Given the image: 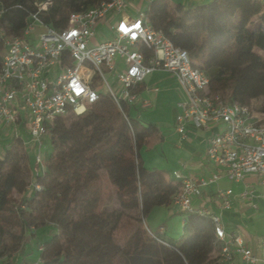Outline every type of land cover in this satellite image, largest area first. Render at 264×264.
<instances>
[{
    "label": "trees",
    "instance_id": "obj_1",
    "mask_svg": "<svg viewBox=\"0 0 264 264\" xmlns=\"http://www.w3.org/2000/svg\"><path fill=\"white\" fill-rule=\"evenodd\" d=\"M108 0H53L39 13L54 29L66 27L71 13ZM35 0H0V66L3 37L20 36ZM147 23L175 47L185 50L195 68L210 79L212 93L264 112V6L259 0H212L201 6L173 5L149 0ZM149 53V52H147ZM262 101L256 109L250 104ZM122 112L107 95L86 107L81 115L57 118L49 130V155L43 174L35 177L41 190L22 195L29 159L18 138L0 156V264H12V255L31 250L35 231L48 226L55 233L42 244L39 264H219L211 255L215 241L210 216L182 212V237L165 241L151 236L144 218L156 207H169L180 184L161 171L144 167L140 151L147 138L158 133ZM70 122H75L72 125ZM115 198L117 208H109ZM139 210L136 227L122 244L115 232L128 210ZM8 238V239H7Z\"/></svg>",
    "mask_w": 264,
    "mask_h": 264
},
{
    "label": "built area",
    "instance_id": "obj_2",
    "mask_svg": "<svg viewBox=\"0 0 264 264\" xmlns=\"http://www.w3.org/2000/svg\"><path fill=\"white\" fill-rule=\"evenodd\" d=\"M259 2L264 6V0ZM48 8L36 6L20 36L3 37L0 66V130H10V137L19 138L25 147L28 139L35 142V175L44 172L41 139L49 136L57 118L81 115L88 105L96 103L102 95L96 90L99 84L130 125L122 105H135L138 88L148 75L168 72L183 93L175 118L180 136L185 137L187 123L195 129L221 127L205 140L204 160L214 172L197 177L174 171L172 177L180 184V192L172 205L181 212L210 216L215 241L220 245L219 264H232L236 256L253 264L256 258L243 238L227 232L219 215L193 207L192 200L221 178L237 183L254 175L264 187V112L232 102L227 93L210 92L209 77L192 65L185 50L155 31L143 12L126 14L127 0H108L71 13L63 29L43 23L39 13ZM150 106L147 99L140 102L141 109ZM29 187L31 192L41 190L36 182ZM230 195L231 190L217 193L224 208L229 207ZM252 195L248 189L241 193L242 198ZM260 197L264 202V190ZM28 264H39V259Z\"/></svg>",
    "mask_w": 264,
    "mask_h": 264
},
{
    "label": "crops",
    "instance_id": "obj_3",
    "mask_svg": "<svg viewBox=\"0 0 264 264\" xmlns=\"http://www.w3.org/2000/svg\"><path fill=\"white\" fill-rule=\"evenodd\" d=\"M142 1L127 0V4L131 2L137 6ZM167 1L173 5L182 4L187 7H195L206 5L212 0ZM141 12L144 13L140 8L135 10L129 8L127 5V15L137 16ZM138 94L139 100L130 108L131 117L137 119L145 126L154 125L158 130L157 134L146 139L145 145L140 151L144 167L154 169L152 167L154 163L163 164V168L160 167L158 169L168 180H173L172 173L174 171H180L184 175H194L197 177H207L213 173L214 167L204 160L205 140L217 129H221V127L209 126L204 129H195L192 124L187 123L185 137L182 138L180 136L176 131L175 118L179 112L177 104L182 100L183 93L176 78L168 72L155 71L144 79V82L138 88ZM146 99L151 102V106L147 109H141L140 102ZM43 138L49 140V136H44ZM10 140L11 137L9 135V142ZM48 155L45 156V160ZM162 157L164 158L162 159ZM29 164L30 184H33L36 177L34 164ZM246 189L253 192L252 197H241V193ZM225 190H231L228 208H224L217 197L218 191ZM263 190L264 187L261 185V179L258 176L249 175L243 181L237 183L230 182L226 178H221L216 183L203 188L201 196L192 200L193 207L219 215L227 232L238 234L243 238L246 247L251 250L253 256L256 258L253 264H264V253L262 251L264 243V202L260 197ZM30 193L31 188L28 187L26 195ZM159 209L167 210L166 214L168 217L174 216L177 212L182 215V212L173 205L159 207ZM183 218L182 215L181 230ZM147 229L151 231L149 228ZM54 233L55 231L51 226L36 230L33 241L35 240L37 244L35 245L32 242L31 250L26 249L22 256L16 255L12 257V264H28L38 260V247L47 242ZM153 233H157L173 241L166 236L167 227L165 225L159 226ZM211 250V255L217 256L220 251V245L218 243L214 244ZM232 264L247 263L236 256L233 258Z\"/></svg>",
    "mask_w": 264,
    "mask_h": 264
},
{
    "label": "rangeland",
    "instance_id": "obj_4",
    "mask_svg": "<svg viewBox=\"0 0 264 264\" xmlns=\"http://www.w3.org/2000/svg\"><path fill=\"white\" fill-rule=\"evenodd\" d=\"M129 8L133 9H141L142 11H145L148 8V0H143L141 4H138L135 6L133 3L129 2L128 4ZM103 34L107 36V32L103 30ZM255 51L259 55H264V51L261 48H256ZM97 92L104 95L105 94V89H103L102 85H98L96 88ZM253 108L258 109L262 105V101H254L250 104ZM72 125H75V122H70ZM9 135H10V130L8 129H1L0 130V156L3 155V153L6 151L7 148L9 147H15V144L13 143L14 139L11 138L9 142ZM48 136V135H47ZM46 136V137H47ZM30 140V139H28ZM9 143V144H8ZM8 144V147H7ZM41 144L43 146L42 149V154L43 157L48 155L50 146H49V140L47 138H42L41 139ZM35 142L30 140L27 142V154L29 155V163L34 164V154H35ZM164 157H162L163 159ZM30 165V164H29ZM163 164L159 163H154L152 167L156 170H160L158 168L162 167ZM163 168V167H162ZM166 175L168 173L165 172ZM24 181L27 184H30L31 182V176H30V167L28 170V173L23 174ZM26 195V191L22 194H16L14 193L11 197V202L12 204H17L22 196ZM109 208H117L118 203L116 202L115 198H112L111 201L108 202ZM167 210H162L159 209V207L154 208L145 218H144V225L145 227L149 228L152 233L157 230V228L161 225H165L167 227V237L171 238L173 241H178L182 237V230H181V222H182V215L179 214L178 212L172 216L168 217L167 216ZM140 218V211L137 210H128L125 212V216L120 222L119 226L117 227V230L115 232V238L116 242L119 244H122L123 241L129 236L131 231L136 227L137 225V220ZM159 235V234H158ZM161 236V235H159ZM165 241H169L168 239L164 238L161 236ZM8 239V238H7ZM33 243L36 245V241L34 240ZM16 255H12L11 257H15Z\"/></svg>",
    "mask_w": 264,
    "mask_h": 264
},
{
    "label": "water",
    "instance_id": "obj_5",
    "mask_svg": "<svg viewBox=\"0 0 264 264\" xmlns=\"http://www.w3.org/2000/svg\"><path fill=\"white\" fill-rule=\"evenodd\" d=\"M53 0H35V6L42 7L44 4H46V7H50L52 4Z\"/></svg>",
    "mask_w": 264,
    "mask_h": 264
},
{
    "label": "bare ground",
    "instance_id": "obj_6",
    "mask_svg": "<svg viewBox=\"0 0 264 264\" xmlns=\"http://www.w3.org/2000/svg\"><path fill=\"white\" fill-rule=\"evenodd\" d=\"M43 7H46V4H44Z\"/></svg>",
    "mask_w": 264,
    "mask_h": 264
}]
</instances>
